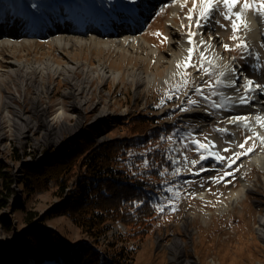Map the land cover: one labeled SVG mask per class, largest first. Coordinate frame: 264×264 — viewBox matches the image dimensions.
<instances>
[{
  "label": "rangeland",
  "instance_id": "374dc122",
  "mask_svg": "<svg viewBox=\"0 0 264 264\" xmlns=\"http://www.w3.org/2000/svg\"><path fill=\"white\" fill-rule=\"evenodd\" d=\"M49 3H65L79 0H47ZM99 3V9H105L110 4H122L127 8H137V12L144 18V26L140 29L143 34L152 43L158 45L161 49L167 48L164 40L168 39L167 22L171 18V0H94ZM182 3V9L177 11V23H181L184 30L189 34H195L198 28L193 27L192 21L197 19L200 23L205 24L209 19V10L215 9V22L222 32L221 40L231 32L228 31V25L233 19L229 12H232L233 4L245 3L251 0H179ZM30 7H36L39 0H26ZM260 10L264 11V0H256ZM245 5V4H244ZM11 9V7H9ZM33 9V8H32ZM182 14H186L188 21L183 20ZM136 17V15H133ZM175 23L171 22V25ZM232 29H238L232 26ZM203 35H206V29H202ZM224 33V34H223ZM237 31L235 36L226 37L225 41H231L232 44L226 49V55L232 62L234 56L231 51L238 53L235 59L241 58L244 52L243 45L240 42V34ZM44 40L40 39V46L44 47ZM39 48L35 53L36 58H43L45 48ZM52 48V47H51ZM46 49V50H45ZM5 54L2 51L0 56V68L7 67L8 59L22 58L25 55H18L12 52ZM109 55V64L115 67L120 66L122 69L128 66H141L144 70L152 67V63H147L141 59L124 60L118 58V54L107 53ZM59 57V54L56 53ZM87 57L96 59L101 56L99 52L86 53ZM258 68L260 76L264 74V55L259 54ZM33 55H27L25 58L30 60ZM103 58V56H101ZM78 58H82L79 56ZM243 61V60H242ZM108 63V62H107ZM117 64V65H116ZM134 64V65H133ZM148 64V65H147ZM166 64L160 65L157 72H161ZM200 67L198 83L195 85L194 78L189 74V70L193 67ZM219 69L204 59L198 49L193 47L192 60L185 68V75L177 77L175 84H164L161 87L154 85L142 87L139 92L135 93L131 83L127 80L123 82L103 83L100 89H91L89 83L83 80V84L89 87L91 94H85L91 101L107 97L113 111L105 118L106 124H110L107 119L114 121L110 125H103L102 135L107 136L108 140L122 139L129 136H138L140 132H130L128 123L133 116H148L154 124H161L165 127L161 130L159 136L152 140L146 137L147 144L128 151L124 157L125 162L122 163L124 168L132 171L133 165L129 164L131 159L134 160V166L137 170L147 169L146 154L155 148H165L162 142L166 144L174 139L187 150V157L179 163H169V165L160 171L157 177H152L153 190H156L159 197L150 198L154 204L158 216L154 220L152 228L143 235H132L130 227L122 222H115L111 229L103 234L100 238H94L81 232L80 228L73 222L71 217L62 213V205L66 193L72 188L73 176L79 171L80 161H75L70 172L64 174L62 178H67L68 186L60 194L58 181H50L41 188L32 185V190H27L23 180L31 172L40 170L45 163L60 162L65 157L61 148L67 145L68 141L73 138L82 137L79 135L82 127L76 128L78 133H61L60 135H52L51 138L57 140H40L37 144L33 141L34 137L40 134L33 131V135L23 139L22 142L15 138V132L4 126L5 137L0 139V198L4 199V206L0 208V216L7 217L10 221V228L6 229L0 224V258L6 264H21L18 259V249L30 242L28 235L32 232L31 228L35 226L50 228L55 231L62 241L70 247L82 244L87 247L95 248L97 251L106 252L112 255L115 252L123 251L129 257L130 264H173L170 259L169 242L177 236L185 242L181 256H194L197 264H264V239L257 236L256 224L258 214L264 212V188L257 186L254 193L247 194L242 201L230 206L223 214L218 212V204L221 199H228L230 196V188L238 187L240 181L238 174L241 172L247 179H255V183L259 185L263 182L264 171L252 168L249 172L240 170V161L242 158L250 156L254 150L260 148L258 142L252 134L242 133L240 136L245 145L242 153H234L230 151L228 142L224 143L226 161H217L208 157V153L204 148L207 137L210 135L192 136L191 127L189 130L181 127L182 123H166L167 120L172 121L176 117V113L185 110L193 104L205 103L212 109L215 108L214 103L220 94L218 83ZM204 76V77H203ZM70 80H76L72 78ZM69 80L58 78L52 80L53 88L48 93L37 94L42 99L39 102L55 103L66 98L62 89L73 85ZM81 82V81H80ZM249 81H247L248 83ZM257 86L260 81L253 80ZM4 85V82H2ZM93 84V83H92ZM78 85V84H77ZM2 86V85H1ZM92 87V85H91ZM189 88L190 90H187ZM0 101L5 97V89L0 88ZM109 94H104V92ZM26 97H34L36 91L32 88L25 92ZM14 103H20L12 100ZM27 102V101H25ZM187 102V104H185ZM101 101L97 106H99ZM21 104V103H20ZM171 106L169 110L165 109V105ZM27 107V105H26ZM9 111L12 109L8 106ZM28 108V107H27ZM55 107H50L49 116H53ZM102 110L98 107V110ZM124 109V110H123ZM165 110V112H163ZM123 112V114H119ZM89 111L84 113L82 124L90 121ZM75 119H68L72 122ZM111 121V122H112ZM179 121V120H178ZM101 122V119L96 121ZM81 124V125H82ZM232 125L222 124L221 128L213 129L211 135H222L230 129ZM166 128V130H165ZM168 128H171L168 130ZM249 136L250 138H246ZM143 137V136H141ZM91 140V139H90ZM223 140V139H222ZM221 140V143L223 141ZM93 147H97L100 143L92 138ZM170 145V144H169ZM59 148L58 150H56ZM208 166H218L217 169L207 170ZM81 169V168H80ZM75 177V176H74ZM28 182L29 179H27ZM28 188V187H27ZM151 189L147 190L150 192ZM202 191L203 196L197 193ZM187 215L191 216L187 220V224L183 226ZM204 216V220L202 217ZM30 218V219H29ZM188 218V217H187ZM29 221V222H28ZM255 226V227H254ZM159 238H158V237Z\"/></svg>",
  "mask_w": 264,
  "mask_h": 264
},
{
  "label": "bare ground",
  "instance_id": "6f19581e",
  "mask_svg": "<svg viewBox=\"0 0 264 264\" xmlns=\"http://www.w3.org/2000/svg\"><path fill=\"white\" fill-rule=\"evenodd\" d=\"M201 1L205 3L206 0ZM221 1L217 0L219 3ZM26 3V0H0V56L3 55V51L5 54L12 52L13 55L34 54L35 57L37 47H43L40 46V39L45 41L43 48L46 47L47 50L45 49L41 59L35 57L28 60L25 56L19 59L12 58L6 60L7 67L0 68V88L3 87L6 92L4 100L0 101L1 140L6 134L4 126L14 131L15 138L20 142L33 135V131H37L36 133L40 135L35 136L33 141L37 144L40 140L56 141L57 138H51L52 135L78 133L76 128L80 125L82 129L79 135L91 140L94 137L99 143H103V137L107 140V136L102 135V124L114 123L112 118V122L107 119L110 124L104 121L113 110L106 105L109 104L107 97L91 101L85 94H91L94 91L91 89H100L103 83L123 82L124 78L131 83L135 93L142 87L175 84L177 77L185 75V68L192 60L193 47H196L204 59L219 69L217 74L220 94L214 100L215 108L212 109L205 103L193 104L181 111L175 117V122L177 118V124L182 123L181 128L189 130L191 127L189 130L191 133L194 125L195 137L205 133L210 135L207 137L208 141L203 144L208 157L217 161L222 157L223 162L226 161L224 143L228 142L230 151L237 156L245 145L239 130L242 128V131H248L260 148L254 150L250 156L242 158L240 170L249 172L254 168L264 171V74L260 76L258 68V55H264V11L260 10L256 0L243 4L234 3L232 12H229L233 23H229L227 30L231 29V32L226 37L235 36L238 30L242 31L240 42L244 48L241 54L243 61L235 59L238 53L231 51L235 62L228 57L230 55H226V49L232 44L231 41H225L224 33V41L221 40L222 32L218 30L221 26L216 25L214 18L215 9L210 8L209 19L205 24L197 19L192 21L193 27L198 28L192 35L183 29L181 23L176 22L175 16L177 11L182 9V3L179 0H171V18L167 22L169 35L168 39L164 40L167 48L161 49L140 34L144 18L137 12V8H127L122 4L113 3L105 9H99L97 8L99 3L94 0L61 4L39 0L33 9ZM186 16L182 14L181 18L188 21ZM171 22L175 24L171 25ZM232 26L238 29H232ZM202 29H206V35H203ZM92 52L101 53L103 58L100 56L93 59L86 56V53ZM56 53L62 58H58ZM107 53L118 54L122 61L141 59L148 64L152 63L153 66L150 68L148 66V69L144 70L141 66L126 64L122 69L120 66L112 65V62L109 64ZM79 56L82 58H78ZM163 64L166 65L161 72H157V68ZM200 69L198 66L189 70L194 83L196 82L195 85L198 83L197 74ZM58 78L67 79L73 84L62 89L65 98L67 96L65 102L62 100L52 104L39 102L42 99L37 97L38 91L48 93L54 86L52 80ZM72 78L76 80H70ZM83 80L89 83L91 89L83 84ZM253 80L260 81V86ZM30 88L36 91V95L28 98L25 92ZM104 94L107 95L109 92L105 91ZM12 100H17L21 104ZM100 101V105L97 106ZM8 106L12 111H9ZM50 107H55L53 116L48 115ZM98 107L102 110H98ZM170 108L171 106L165 105V109ZM87 111L91 116L88 125L87 122L82 124V118ZM68 119L75 120L68 122ZM98 119H101L100 123L96 122ZM225 123L232 125L226 133L211 135L213 129H219ZM153 126H158L164 131L165 126L161 124ZM135 135L145 136L146 133ZM161 145L165 146L163 150L169 163L176 164L182 161L186 164L184 159L187 157V150L177 139L167 144L162 142ZM217 167L208 166L207 170ZM238 180L240 184L238 187L230 188L229 198L221 199L219 202L220 214L238 201H242L247 194L254 193L257 186L264 188V177L262 184L258 185L254 182L255 179H247L240 172ZM147 193L152 198V189ZM153 193L155 197H159L156 190H153ZM197 195L204 194L199 191ZM187 217L183 226L191 216ZM202 219H205L204 216ZM256 232L258 237L264 239V212L258 214ZM184 245L185 242L179 236L175 237L172 243L169 242L170 259L173 264H197L194 256H181Z\"/></svg>",
  "mask_w": 264,
  "mask_h": 264
},
{
  "label": "trees",
  "instance_id": "16d2710c",
  "mask_svg": "<svg viewBox=\"0 0 264 264\" xmlns=\"http://www.w3.org/2000/svg\"><path fill=\"white\" fill-rule=\"evenodd\" d=\"M131 120L128 130L147 136L108 140L97 147H93L90 139L73 138L61 148L65 159L45 163L40 170L31 172L24 178V186L32 190V185L41 188L56 180L62 194L68 186L67 178L62 176L70 172L79 159L81 169L74 173L72 188L59 206L62 213L69 215L82 233L94 238L107 233L115 222L130 227L132 235H143L152 228L158 216L147 193L157 187L150 179L157 177L169 162L165 151L155 148L146 154L147 169L137 170L134 160L138 158L129 161L134 173L124 168L122 163L129 150L145 146L146 137L155 140L161 132L148 116L137 115ZM2 206L4 199L0 198V208ZM0 224L10 228L7 217L0 216ZM31 231L27 236L30 242L18 249L21 264H130L123 251L109 255L82 244L70 247L50 228L34 225ZM0 264L6 263L0 258Z\"/></svg>",
  "mask_w": 264,
  "mask_h": 264
},
{
  "label": "built area",
  "instance_id": "2783aa9c",
  "mask_svg": "<svg viewBox=\"0 0 264 264\" xmlns=\"http://www.w3.org/2000/svg\"><path fill=\"white\" fill-rule=\"evenodd\" d=\"M187 90H190L189 88H187ZM181 111H184V110H181ZM181 111H178L177 113H176V116L177 115H179V113L181 112ZM168 121V123H175V117H173V119H172V121L171 122H169L170 120H167ZM171 129V128H170ZM243 133L244 134H246L247 132H245V131H243ZM192 136H194L195 137V127H194V125H192ZM103 140H104V137H103ZM163 147V146H162ZM161 149H163V148H161ZM186 150V149H185ZM240 153V152H239ZM242 153V152H241ZM240 162H242V160L240 161ZM215 169H217V168H215ZM152 198H155V200H156V197H155V193H153V190H152Z\"/></svg>",
  "mask_w": 264,
  "mask_h": 264
}]
</instances>
